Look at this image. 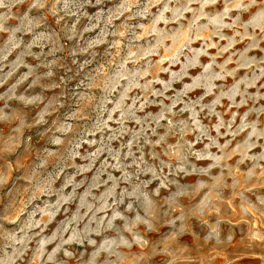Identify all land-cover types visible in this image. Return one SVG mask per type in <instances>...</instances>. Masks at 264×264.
<instances>
[{
	"label": "rangeland",
	"instance_id": "374dc122",
	"mask_svg": "<svg viewBox=\"0 0 264 264\" xmlns=\"http://www.w3.org/2000/svg\"><path fill=\"white\" fill-rule=\"evenodd\" d=\"M0 264H264V0H0Z\"/></svg>",
	"mask_w": 264,
	"mask_h": 264
}]
</instances>
